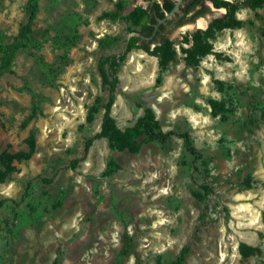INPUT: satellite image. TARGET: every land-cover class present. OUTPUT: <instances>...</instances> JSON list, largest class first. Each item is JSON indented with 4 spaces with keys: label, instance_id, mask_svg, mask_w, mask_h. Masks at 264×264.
I'll return each instance as SVG.
<instances>
[{
    "label": "rangeland",
    "instance_id": "1",
    "mask_svg": "<svg viewBox=\"0 0 264 264\" xmlns=\"http://www.w3.org/2000/svg\"><path fill=\"white\" fill-rule=\"evenodd\" d=\"M27 1L0 0V45L18 36ZM151 1L39 0L28 47L0 73V264H264V0H219L238 5L239 24L215 29L192 67L180 51L192 34L233 23L205 0L202 17L167 28L165 69L135 39L147 18L131 13ZM123 54L118 130L150 110L196 155L177 137L135 135L123 149L95 138L101 71L111 78L106 60Z\"/></svg>",
    "mask_w": 264,
    "mask_h": 264
},
{
    "label": "trees",
    "instance_id": "2",
    "mask_svg": "<svg viewBox=\"0 0 264 264\" xmlns=\"http://www.w3.org/2000/svg\"><path fill=\"white\" fill-rule=\"evenodd\" d=\"M205 0H185L183 6L180 7L179 13L176 17L167 22L165 25L159 26L158 38L152 41H143L139 37L135 39L140 44V48L145 52L149 51L150 45H155L154 54L158 57V66L160 69H165L167 65L175 59V52L173 50V42L167 38L166 30L168 27L176 28L183 26L193 20L197 19L199 16L205 14L208 8L204 4ZM216 8L222 6L227 7V16L230 21H232L233 14L238 5H229L226 2L214 0ZM263 0H243L242 5L246 8L254 10L255 8L261 6ZM173 8V3L170 0H157L151 1L145 9L137 8L131 14L133 16H138V18H147V24L139 32L142 36H149L157 24V21L163 19L165 14L169 13ZM39 10V0H28L25 7V22L21 25L20 32L14 41L8 45H0V73L10 72L11 61L13 56L28 47L32 32V24L35 21L36 15ZM195 11V12H194ZM194 12V13H192ZM225 18V17H224ZM225 22L224 19L215 20L207 30L197 31L192 34V46L189 48L180 47L181 53L185 56V61L189 66L196 67L199 64V59L210 54V46L207 45L206 40L210 39L214 35V30H221L224 28H236L239 23L232 21ZM128 49L125 51L127 52ZM125 54V53H124ZM123 55L116 57H110L106 60L110 76L101 71L103 85L108 88V101L104 105V114L102 117L101 131L95 136V138H107L112 146L116 148H132L133 143L131 139L135 135H143L148 142H158L165 144L171 137H177L183 140L185 148L192 155H196L195 148L192 145V141L188 134H176L175 132L169 131L163 133L159 127L155 118L152 116L150 110H146L145 114L138 119L134 128L129 130L125 134H121L118 130L113 117L111 116V109L115 102V90L118 84V79L116 77L115 68L118 61H122ZM213 106H217L216 102L212 103ZM91 143H88L85 147V153L88 152ZM77 162V161H75Z\"/></svg>",
    "mask_w": 264,
    "mask_h": 264
},
{
    "label": "water",
    "instance_id": "3",
    "mask_svg": "<svg viewBox=\"0 0 264 264\" xmlns=\"http://www.w3.org/2000/svg\"><path fill=\"white\" fill-rule=\"evenodd\" d=\"M173 3V8L171 9V11L167 14H165L163 19H160L157 21L156 26L154 27V31L152 33V36L149 37L147 40H151L153 39V37L155 36V33L158 29V27L160 25H165L167 22L173 20L176 17V14L179 13V9L181 6H183V3L185 0H170ZM136 37H143L142 35H140L139 33L136 34Z\"/></svg>",
    "mask_w": 264,
    "mask_h": 264
},
{
    "label": "flooded vegetation",
    "instance_id": "4",
    "mask_svg": "<svg viewBox=\"0 0 264 264\" xmlns=\"http://www.w3.org/2000/svg\"><path fill=\"white\" fill-rule=\"evenodd\" d=\"M195 12V11H194ZM194 12H192V13H194ZM203 16V15H202ZM202 16H199L197 19H199L200 17H202ZM194 21V20H193ZM156 26V25H155ZM154 26V27H155ZM165 26H166V24H165ZM153 31H154V29H153ZM153 31L151 32V34H149V36H143V37H141L140 39H142L143 41H146V42H148V41H152L153 39H155V38H158V35H159V33H160V31H159V27H158V29H157V31H156V33H155V36L153 37V39H151V40H147L149 37H151L152 36V33H153Z\"/></svg>",
    "mask_w": 264,
    "mask_h": 264
},
{
    "label": "bare ground",
    "instance_id": "5",
    "mask_svg": "<svg viewBox=\"0 0 264 264\" xmlns=\"http://www.w3.org/2000/svg\"><path fill=\"white\" fill-rule=\"evenodd\" d=\"M205 26H206V23H205L204 20L200 19V20L197 21V27L198 28H202L203 29V28H205Z\"/></svg>",
    "mask_w": 264,
    "mask_h": 264
}]
</instances>
